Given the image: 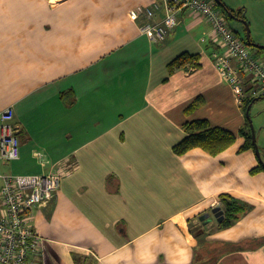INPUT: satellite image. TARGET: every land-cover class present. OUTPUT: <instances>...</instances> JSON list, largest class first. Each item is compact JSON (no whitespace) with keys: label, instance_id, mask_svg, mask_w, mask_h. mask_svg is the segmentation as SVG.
I'll return each mask as SVG.
<instances>
[{"label":"crops","instance_id":"obj_1","mask_svg":"<svg viewBox=\"0 0 264 264\" xmlns=\"http://www.w3.org/2000/svg\"><path fill=\"white\" fill-rule=\"evenodd\" d=\"M161 2L0 0V107L13 108L20 128L17 161H35L29 175L67 172L55 198L33 211L44 264H264V172L251 173L256 150L241 151L243 103L216 68L212 28H199L209 23L189 25L207 36L196 43L179 38L189 15L164 42L141 33L146 9ZM163 17L156 11V21ZM184 54L198 66L170 75ZM32 113L42 119L35 144L43 153L28 149L23 117ZM197 120L236 142L217 156L200 148L177 155L185 123ZM223 194L251 211L220 230L212 210Z\"/></svg>","mask_w":264,"mask_h":264},{"label":"built area","instance_id":"obj_2","mask_svg":"<svg viewBox=\"0 0 264 264\" xmlns=\"http://www.w3.org/2000/svg\"><path fill=\"white\" fill-rule=\"evenodd\" d=\"M158 10L164 12L160 21L155 19ZM184 15L211 25L216 68L241 103L247 81L255 88L254 96H264V62L229 26L214 0H162L153 9H146L149 23L141 27V33L153 43L164 42L182 24ZM130 17L136 20L139 15L131 12ZM19 132L20 128L14 124L13 108L0 107V164L7 166L20 159ZM65 173L9 175L0 172V264H44L40 255L45 238L32 224L33 211L55 198Z\"/></svg>","mask_w":264,"mask_h":264},{"label":"trees","instance_id":"obj_3","mask_svg":"<svg viewBox=\"0 0 264 264\" xmlns=\"http://www.w3.org/2000/svg\"><path fill=\"white\" fill-rule=\"evenodd\" d=\"M224 8L231 11L234 14V16H236L237 18L246 21V17L243 10H237V11L230 10L229 8H227L225 4H224ZM224 8H221L222 12L229 21V17L225 13ZM196 58L197 57L191 56L189 54H184L178 57L169 65L170 75L174 73L175 69L184 67L188 63H190L191 65L198 66V63L195 60ZM254 90L255 88L252 87L251 85L246 87L245 97L243 98L242 101L243 112L245 114H247L248 108L251 105H254L257 101L264 99V96H260V97L254 96L253 95ZM72 96H73V92L69 91L63 93L61 97L63 100L68 101V99L72 98ZM203 103H204L203 99L201 98L197 99L186 108L185 113L187 115H191L192 113L197 111L203 105ZM184 128L187 133V136L183 139L182 142H180L178 145L174 147V152L179 156H182L187 152L196 148L203 149L211 156H217L222 152H224L225 150H227L229 147H231L237 140V136L233 132L218 127H212L209 121L207 120H197V121L187 122L185 123ZM239 135L245 139V144L241 148V151L255 150L253 145L250 120L248 119V117H247L246 125L240 130ZM260 172H264V162L263 164L260 163V165L257 168L251 171L252 174H257ZM220 199H221V204L219 207L223 211V216H224L223 221L218 223V229L220 230H225L233 227L238 221L241 220V218L245 214L251 211V207L248 204L244 203L243 201L229 194L221 195Z\"/></svg>","mask_w":264,"mask_h":264},{"label":"rangeland","instance_id":"obj_4","mask_svg":"<svg viewBox=\"0 0 264 264\" xmlns=\"http://www.w3.org/2000/svg\"><path fill=\"white\" fill-rule=\"evenodd\" d=\"M227 2L231 7H233L234 11L237 10H243L246 21H236L229 18V26L234 29L241 40L246 42L247 33L249 30L251 39L254 41L255 44L262 45V42H264V1L262 0H224ZM186 23L183 24V26L180 28L179 38L184 40L185 35L189 34L192 38H194V42L198 41L199 39H205L207 36H204V31L195 29L190 30L189 27L191 24L193 25L195 23L194 18H186ZM190 25V26H189ZM200 29L206 28L211 29L210 25L202 24ZM190 31H187V30ZM194 31V32H193ZM199 42V41H198ZM201 44V43H200ZM247 44V43H246ZM199 45V44H198ZM206 44H201L200 50L203 48L206 53H208V50L206 49ZM248 48L250 51L254 54H257L260 56L261 60L264 62V50L260 49L258 47H251L248 45ZM23 111H26L25 107L22 106L21 108ZM33 114V113H32ZM27 118L25 116L23 117L24 128L28 129V131L31 132L32 137V143L29 144L28 149H34L35 151H39L41 153L45 152L38 144H35L36 142H41L43 138V124L41 118H34V114ZM250 117L252 124L255 129L256 133V140L257 145L261 153L262 160L264 162V99H261L257 101L253 107L250 110ZM53 134H48V132L45 129V140L52 139ZM34 143V144H33ZM43 151V152H42ZM44 155V154H43ZM32 160V159H31ZM39 160H45V156H43ZM35 161H13L9 165L5 166L3 164H0V172L2 174H9V175H29L30 172H28L27 169L30 167H34L36 163ZM38 163V161H37ZM221 204V203H220ZM219 204H215V206H218ZM214 209V208H213Z\"/></svg>","mask_w":264,"mask_h":264},{"label":"water","instance_id":"obj_5","mask_svg":"<svg viewBox=\"0 0 264 264\" xmlns=\"http://www.w3.org/2000/svg\"><path fill=\"white\" fill-rule=\"evenodd\" d=\"M219 6H221L222 8H224V4L221 2V0H214ZM225 10V13L228 15V17L232 20H236V21H243L239 18H237L236 16H234V14L229 11L228 9L224 8ZM248 33H247V38H246V43L247 45L251 46V47H258L260 49H263L264 50V46L262 45H258V44H255L252 42V39H251V35H250V32L249 30H247ZM252 108V105L248 108V111H247V117L248 119L250 120V126H251V130H252V139H253V145H254V148L256 150V153H257V156L260 160V163L263 164V160H262V157H261V153H260V150L258 148V145H257V140H256V133H255V129H254V126L252 124V121H251V117H250V110ZM212 213L214 214L215 218L218 220V222H222L223 219H224V216H223V211L221 210L220 207H216L212 210ZM207 216H203L201 218V220H204Z\"/></svg>","mask_w":264,"mask_h":264}]
</instances>
